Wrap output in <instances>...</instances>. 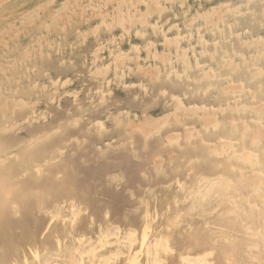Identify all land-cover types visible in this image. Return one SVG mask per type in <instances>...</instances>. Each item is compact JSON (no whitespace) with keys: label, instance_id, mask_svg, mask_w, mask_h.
Returning a JSON list of instances; mask_svg holds the SVG:
<instances>
[{"label":"rangeland","instance_id":"374dc122","mask_svg":"<svg viewBox=\"0 0 264 264\" xmlns=\"http://www.w3.org/2000/svg\"><path fill=\"white\" fill-rule=\"evenodd\" d=\"M260 6L264 0H0V159L12 175L0 188L8 198L40 197L1 209L0 264H225L227 257L264 264V256L251 259L264 254L254 243L264 228L252 229L245 195L233 204L245 210L239 217L221 186L194 196L208 181L239 189L264 176V166L254 172L221 149L239 148L246 126L264 133V79L241 80L231 55L232 76L217 81L216 69L228 73L215 65L222 50L206 54L222 31L223 46L243 45L247 56L257 50L264 15H251ZM243 105L249 111H234ZM41 145L47 157L25 163ZM149 227L156 231L142 239Z\"/></svg>","mask_w":264,"mask_h":264},{"label":"bare ground","instance_id":"6f19581e","mask_svg":"<svg viewBox=\"0 0 264 264\" xmlns=\"http://www.w3.org/2000/svg\"><path fill=\"white\" fill-rule=\"evenodd\" d=\"M82 1V0H81ZM139 1V0H138ZM247 3L248 2H251V1H254L256 3L258 2H261L262 3V0H246ZM93 2V1H92ZM130 2V0H129ZM95 3V2H94ZM135 3V2H134ZM121 5V4H120ZM136 5V4H135ZM107 6V5H106ZM82 7V6H81ZM119 8V7H118ZM238 8V7H237ZM116 9V8H114ZM145 9V8H144ZM231 9V8H230ZM233 9V8H232ZM111 10V9H110ZM235 9L233 10V13H235ZM119 13H121V11L118 10ZM139 12V11H137ZM158 12V11H157ZM142 13V12H141ZM159 13V12H158ZM237 13V12H236ZM117 14V13H116ZM147 14V13H146ZM106 15V14H105ZM148 15V14H147ZM264 15V6H260L256 11H254L251 15V17H254V18H259L260 16ZM142 16V15H141ZM140 16V17H141ZM128 17V15L126 16ZM131 18V17H130ZM133 18V17H132ZM131 18V19H132ZM138 18V17H137ZM51 19V18H50ZM101 19V17H100ZM137 20V19H135ZM123 21V20H122ZM140 21V20H139ZM138 21V22H139ZM145 23V22H144ZM147 24V23H146ZM214 24V23H213ZM216 24V23H215ZM214 24V25H215ZM223 24V23H222ZM104 25V24H103ZM140 25V24H139ZM230 27V26H229ZM154 28V26H153ZM152 29V27H151ZM175 29V28H174ZM220 31V30H219ZM82 31H79V33H81ZM97 32V31H96ZM111 32V31H110ZM93 33V31H92ZM220 37L218 39H215L216 42H215V45L214 47L212 48L211 51H208L206 54L207 56H209L210 58H213L216 54H218L219 51H221V53L219 54V57L216 59V67L217 66H222V65H225V70H228V73L226 72V74H222V72H219L218 69H216L214 72V78L218 81L222 78H230V76H232V71H233V68L230 67V63H225L226 60H227V57L231 55H234L238 58V60H240L241 62V69H242V73L244 75V77L241 79V80H246V81H249V82H253V80H257L259 81L261 77H263L264 79V42L262 43V45L260 47H258L257 50H255L254 52H252L251 54H249L247 56L246 52H244V49H243V45H240V47L238 48H233V46L230 44H225V46H223L220 42L221 39H225L226 36L223 35V31L222 32H218ZM154 34V33H153ZM167 38V37H166ZM177 41V40H176ZM259 40L258 39H254L250 42V44L252 45H256V43L258 44ZM112 44V43H111ZM40 45V44H39ZM60 45V44H59ZM70 46V45H69ZM129 51V50H128ZM202 52V51H201ZM122 55V54H121ZM153 55V54H152ZM159 55V54H158ZM110 57V56H109ZM46 60H50V57L46 56L45 57ZM154 58V56H153ZM184 58V57H183ZM195 58V57H194ZM164 60V59H163ZM252 61H255L254 63L251 62ZM114 61V59H113ZM111 62V61H110ZM117 62V61H116ZM121 62V61H120ZM128 62V61H127ZM169 62V61H168ZM184 63V62H183ZM11 64V63H10ZM149 64V63H148ZM203 64V63H202ZM186 65V64H185ZM236 65V64H235ZM13 66V65H12ZM60 66L61 68H65L67 66V60H63L60 62ZM107 66V65H106ZM105 66V67H106ZM204 66V65H203ZM237 66V65H236ZM11 67V66H10ZM129 67V66H128ZM152 69H156L157 68V65H152L151 66ZM206 70V69H205ZM1 71V70H0ZM109 71V69H108ZM154 71V70H153ZM170 71V70H169ZM2 72V71H1ZM114 72V71H113ZM108 73V72H107ZM177 74V72H175ZM97 74V73H96ZM183 75V73H182ZM98 76V75H97ZM209 76L208 75H205L204 76H201V78L203 77V79H207V77ZM105 77V76H104ZM146 77V76H145ZM124 78V77H123ZM95 80V79H94ZM194 80V78H193ZM216 80H212L210 79L209 80V83L210 84H214L216 82ZM169 81V80H168ZM215 81V82H214ZM136 84V83H135ZM124 85V84H123ZM240 85V84H239ZM32 86V85H31ZM42 87V86H41ZM210 87V86H208ZM29 88V86H28ZM215 88V87H214ZM218 89V87H216ZM30 89V88H29ZM116 89V88H115ZM142 89V88H141ZM98 90V88L96 89ZM218 90H222V88L218 89ZM217 90V92H218ZM223 91V90H222ZM229 91V90H228ZM78 94V93H77ZM248 95H250L252 98L254 99H257V96H256V93L253 92V91H248ZM2 96V95H1ZM6 98V97H5ZM173 100V99H172ZM20 101V100H19ZM22 101V100H21ZM20 101V102H21ZM18 102V101H17ZM16 103V101H15ZM25 103V102H24ZM170 104V103H169ZM17 105V104H16ZM21 105V104H20ZM28 105V104H27ZM176 105V104H175ZM204 106H200L198 108H195L194 110L192 109V112H197L198 109L200 110H203ZM212 108V107H211ZM232 108H234L232 106ZM250 108H248L246 105H243L241 107L239 106H236V108H234V111L236 112H246V111H249ZM34 110V109H33ZM148 111V110H147ZM136 114V113H135ZM149 114V113H148ZM168 114V113H167ZM258 114L259 112L258 111H255L254 112V118H258L259 120V117H258ZM145 115H146V112H145ZM164 115V114H163ZM169 115V114H168ZM167 115V116H168ZM144 116V115H143ZM125 118V117H124ZM162 118V117H161ZM203 117L200 116V119H202ZM164 119V118H163ZM155 121V120H154ZM74 123V122H73ZM126 123H129V122H126ZM159 123V122H158ZM155 124V123H154ZM244 124V123H243ZM15 125V124H14ZM153 127V126H152ZM155 127V126H154ZM153 127V128H154ZM7 128V127H6ZM246 130H243L242 133H241V139L245 138L246 140L241 142V145L239 143V148H234L236 146H224L222 149V154L224 156H228L229 158H232V157H235L237 158V160L240 162L241 166L244 167V168H248L249 170L251 169L252 171L256 170V169H260L262 166H264V155L263 157L260 159L259 158V155L261 154V152L264 151V133H257V134H253L250 133L251 130H249V127H245ZM2 128L0 127V130ZM5 129V128H4ZM132 129V128H131ZM149 129V128H148ZM150 130V129H149ZM7 131V130H5ZM146 131V130H145ZM144 131V132H145ZM139 132V131H138ZM143 132V133H144ZM142 133V132H141ZM147 133V132H146ZM174 133V132H173ZM54 134L53 130L48 133V135H46L45 137L49 138V137H52ZM169 139V138H168ZM31 140V139H30ZM106 142V141H105ZM47 148L45 149V146L44 145H41V146H38L36 147L32 153L28 156H27V159L25 161V163H31L33 160H40L44 157H47L48 153H47ZM211 153H217L215 150H212ZM12 154V153H11ZM16 157V156H15ZM84 158L83 156H80L77 158V162L78 163H81L83 162ZM154 161V160H153ZM37 166V164H35ZM146 167V165H145ZM242 168V169H244ZM10 169H8L6 167V165L3 164V161L2 159H0V181L4 180V179H7L9 178L10 176H12L10 174ZM218 170V169H217ZM255 172V171H254ZM257 173V172H256ZM153 177V176H151ZM156 179V178H155ZM149 180V179H148ZM152 180V179H151ZM264 180V176L263 175H257V176H252V177H249V179H247V183L243 184L242 186H240V188L238 189L236 187V184L234 183H230V182H227L224 180V184L221 185L222 182H212V181H208V185L206 187V190L203 192V193H200V192H197L194 194L195 197L199 196L200 198L198 199H201V198H206V197H209V195L211 194V190L214 188V187H219L220 190H221V193L225 196V199L224 202H226L227 204V208L229 209V213H232L234 215V217H236V214L237 216L239 217V215L244 212L245 210L243 208H238V210H236V207L233 206L234 203H236V197L241 195L244 196V199H246L248 201V207L250 209H253V211L255 213H251L252 211H248V212H245V215L247 216H250L248 218H250V222L252 223V226L253 227L252 229L253 230H258L259 228H264V220H260L258 218H260L263 214H264V209H255L254 207V203L253 201L251 202V198L252 196H254V199L255 201H264V187L262 189V186H261V182H263ZM153 181V180H152ZM153 183V182H152ZM241 183V181H240ZM239 183V184H240ZM235 192H237V194H233ZM39 194V192H37ZM38 194H30L28 193L27 191L26 192H21L20 193V197H13V198H8L7 197V194H5V191L0 188V211L2 208H4V206H10V207H17L18 205H22L25 203L26 199H28V197H32L33 195L37 198H40L38 197ZM63 200V199H62ZM264 205V204H263ZM260 208V207H259ZM81 211V210H79ZM72 214V212H71ZM51 215V214H50ZM73 216V215H71ZM0 218H4V216L2 215V213L0 214ZM52 218V217H51ZM50 218V219H51ZM49 219V220H50ZM49 222V221H48ZM48 224V223H47ZM251 225V224H250ZM111 227V226H110ZM243 227V226H242ZM120 231V230H119ZM118 231V232H119ZM156 230L153 229L152 227H149L146 231H143L141 233V236L142 239L144 238H147L146 236L149 235V233H153L155 232ZM235 232V231H234ZM238 232V231H237ZM244 232H247L244 231ZM244 232H241V233H244ZM249 232V231H248ZM252 232V231H251ZM246 234V233H245ZM243 235V234H241ZM246 236V235H245ZM240 237V236H238ZM248 237V236H246ZM252 237V236H250ZM255 237V236H254ZM241 238V237H240ZM244 238V237H243ZM256 238V237H255ZM245 239V238H244ZM249 240V238H247ZM246 239V240H247ZM243 240V239H242ZM64 241V240H63ZM59 242V241H58ZM248 242V241H247ZM252 243V241H249ZM255 246H258L260 249H263L264 248V235H260L259 238H257L255 240ZM249 244V243H248ZM142 246V244H141ZM139 247V245H138ZM246 249V248H245ZM252 249V248H251ZM255 248H253L254 250ZM30 250V249H29ZM256 250V249H255ZM76 252V251H75ZM173 252V251H172ZM248 253V252H247ZM188 255V254H187ZM193 256V255H192ZM244 256H246V254H244ZM262 256H264V254L262 255V251H259L256 255H253L251 257V259L253 257H255L253 260H256V259H260L262 258ZM66 257V256H65ZM153 257V255H152ZM207 257V256H206ZM138 258V257H137ZM250 259V260H251ZM60 260V259H59ZM137 260V259H136ZM135 260V261H136ZM147 261H150V263H153V260L152 258L151 259H148ZM187 261V260H186ZM226 263L225 264H236V261L237 259H233L231 260L230 258H226ZM56 262V261H55ZM59 262V261H58ZM132 262V260H131ZM211 262V261H210ZM258 262V261H256ZM130 263V262H129ZM136 263V262H135ZM190 263V262H188ZM14 264V263H13ZM57 264V263H56ZM101 264V263H100ZM198 264H210L208 262H201L199 261Z\"/></svg>","mask_w":264,"mask_h":264}]
</instances>
